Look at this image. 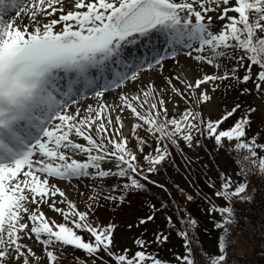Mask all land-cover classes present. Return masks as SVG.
Instances as JSON below:
<instances>
[{
    "label": "snow or ice",
    "instance_id": "snow-or-ice-1",
    "mask_svg": "<svg viewBox=\"0 0 264 264\" xmlns=\"http://www.w3.org/2000/svg\"><path fill=\"white\" fill-rule=\"evenodd\" d=\"M23 13H27V24L22 23ZM215 21L223 22L216 25L221 29L218 33L212 30ZM181 51L189 57L197 53L193 57L196 61L217 70L222 61L234 62L223 74H204L194 83L182 81L186 91L172 86L186 104L208 102L211 97L203 86L216 91L218 82L229 80L239 84L251 81L257 93L264 92V0H28L27 5L23 0H0V264H13V260L16 264H39L41 258L21 243L25 238L39 241L49 264L58 262L56 249L63 252L69 246L100 260L103 252L114 264H167L144 250L147 242L142 239L135 241L142 250L133 256L127 249L117 255L112 251L116 226L94 225L90 220L96 197H89L93 204L87 206V211H80L50 180H123L119 188L112 186L118 195L104 197L120 204L131 195L149 192V184L167 193V187L152 180L151 174L172 156L169 145L179 148L183 141L188 148L199 147L201 137L213 140L218 150L235 152L237 175L244 179L234 183L231 176L221 172L215 196L225 205L209 201L208 214L221 217L214 224L221 232L216 254L202 248L194 250L195 237L190 238V233L182 230L178 235L184 240L186 254L177 259L181 264H198V252L200 264H228V239L239 222L233 198L253 202L251 191L255 189L250 191L248 178H264V155L260 154L264 143H258L255 136L247 137L255 108L248 109L227 129H221V125L237 113L239 103L216 121H205L202 113L192 107L178 118H169L166 105L171 99H159L144 108L147 98L156 92L155 85L150 84L146 90L141 89L144 100L140 95H120L115 135L109 132L112 112L116 111L111 105H89L88 115L84 116L79 108L70 111L76 103L73 92L79 90V85L93 89L94 95L102 98L105 92L121 88L125 81H136L145 69L162 67L165 60L175 59ZM110 64H122L129 71L109 79L105 73ZM253 66L259 68L255 78ZM240 68L245 69L242 77L237 75ZM94 69L97 77L90 76ZM101 78L103 84L99 83ZM165 83L172 85V78H165ZM251 91L244 88L241 94ZM125 110L138 121L132 125V136L148 165L146 169L121 131V113ZM93 125L101 134L100 142L90 134ZM138 130L154 138L153 152L145 154L148 141L139 136ZM73 137L86 144L75 142ZM77 155H85L86 159H75ZM105 163L115 167L105 169ZM209 187L216 186L210 183ZM184 195L187 201H193L191 194ZM42 207L60 214L65 222L50 220ZM166 207L160 205V209ZM151 208L159 210L154 204ZM186 217H181V222L195 229L197 221L190 214ZM153 219L154 213L140 219L139 224ZM167 220L173 224L171 216ZM78 232L90 234V239L85 240ZM167 239L163 233L156 235L157 243ZM29 254L35 261L29 259Z\"/></svg>",
    "mask_w": 264,
    "mask_h": 264
},
{
    "label": "rangeland",
    "instance_id": "rangeland-1",
    "mask_svg": "<svg viewBox=\"0 0 264 264\" xmlns=\"http://www.w3.org/2000/svg\"><path fill=\"white\" fill-rule=\"evenodd\" d=\"M70 2L71 0H69V3ZM27 3L28 0H23L24 5H27ZM65 10H68L67 4L65 6ZM12 15L15 16V13L13 12ZM23 15L25 16V19L22 21V23L27 24V13H23ZM210 15L215 16V14L211 13ZM230 15H234V13H230ZM222 23L223 22L215 21L212 30L218 33L221 29L216 25ZM195 55H197V53H194L193 57ZM193 57H189L185 55L183 51H181L175 57V59L169 58L165 60L162 67L156 66L151 70L145 69L144 71L140 72L139 77L136 81H125L124 85L121 88L114 89L116 91L113 94H108L109 92H112L107 91L108 93H105L102 98H97L94 93H87V96L84 97L83 95L84 98L79 96L77 98L81 102H86L89 99L94 100V103L91 105L93 108H98L101 103H105L111 105L113 109H116V111L112 112L113 124L109 130L111 135H115L114 130L115 128L119 127V125L115 122V117L117 112L119 111L116 106L121 103L119 99L120 95L123 94L129 97L140 95L141 100H144L141 89L146 90L147 86L150 84L155 85L156 92L153 93L152 96L147 98L148 102L144 104V108L148 109L151 103H158L159 99H164L165 101L171 99L172 102L167 103L166 105L169 118L170 116L178 118L186 108L192 107L193 109H199L197 110V112L202 113L204 119H218L220 116L224 115L225 112L230 111L233 107H235L237 103H240L241 108L237 112H239L240 110H246L242 107L249 108L250 106V108L256 109V111L252 113V116L261 123H257L255 119H253L250 125L253 128L252 135L255 136L260 142L264 143V92L257 93L255 84L253 82L250 81L247 84H239L235 80L218 82L219 87L216 91H212L209 85H204L203 87L208 89V95L211 97V99L208 102L199 105L195 103L191 105L186 104L184 100H182L173 92L172 86L179 88L181 91H186L185 84L181 83L182 81L194 83L196 79L202 78L204 74H223L226 69H231V67L233 66V63L229 61H222V67L217 70L206 62L196 61ZM128 71L129 69L127 68L126 72ZM258 71L259 68L253 66V78H255V75ZM244 74L245 69L240 68L237 75L242 77ZM105 75L109 79H116L118 76H120V72L116 65L110 64V67ZM165 78H172V85H167L165 83ZM101 81H104V79H102ZM83 88L84 86L81 87V89ZM244 88L251 89L252 91L250 93H244L242 95L241 90ZM161 89H163V91H161ZM198 96L199 93H197V97ZM95 101L98 102L95 103ZM177 103L178 107H174V105ZM77 108L80 109L82 116L88 115V113L86 112V107L84 108L79 106ZM121 117L124 125V127L121 129L123 136H126L128 138V143H131V145L134 146L131 129L136 120L127 110L121 113ZM98 123L99 121H97V124ZM228 127L229 124L224 123L221 129H227ZM90 134L94 139H97V142H100L99 136L101 134L97 133L96 125H93ZM73 139L77 143L86 144V141L78 137H73ZM105 143H107V141H105ZM204 144L208 148V152H206L207 159L206 161L202 159L197 163V165L202 166V164L205 162V165H207L208 167L212 165L213 162H215L216 164H220L225 172L227 171L226 168L230 167L229 170L231 171V174L235 176L236 173L230 165L231 160L229 155L225 152L226 150H224L223 148H220L218 150L217 146L213 143L212 140L204 139ZM133 151L136 152L139 163L143 164V160H141L143 156L139 152L137 153L135 146ZM190 151L191 150L186 148L183 151H179L177 153V155L179 156V159L177 160L179 168H182L193 161L192 158L188 156V153ZM69 155H71V153H69ZM74 158L78 160H84L85 155H77ZM224 165L226 166V168H224ZM103 167L107 169L114 168L115 166L112 163H105ZM217 169L218 167L211 168L209 174L217 178ZM198 171L199 168L195 167L193 169L192 177H188L186 174H184V176L188 178L186 180H189L187 186L183 183L186 181H183L180 178L177 179V183L181 184L184 189L197 187L196 182L198 181ZM157 175L159 174L153 176L152 179L161 178V175ZM98 181V179L84 178L81 180L73 179L69 182L52 178L50 180V183L58 185L59 188L65 192L67 200L75 203L80 211H87V206L93 204V201L90 200L89 197H96V202L94 204L95 211L90 215V220L94 225L99 224L101 226H105L109 223L114 224L116 227L114 231L112 251L119 255L123 254L124 250L127 249L129 250L128 255L133 256L135 252L140 250V248L135 243L137 239L134 238V236L137 235L138 230L137 232L134 231L131 233V228H129L128 224H126L125 222L128 221L129 223H134V221H140V219L142 218L141 216L146 215V210L143 212V210L141 211L140 208L137 207V204L128 205V203H126L123 207L120 208L119 212L117 213V217L119 220L113 219V217L110 215V212L108 211L109 209L106 208V205L108 203L107 199L100 200L98 196V194L103 192L104 190H102L101 188H98L96 190L94 189L95 183ZM166 183L167 182H165V184ZM175 193L176 189L173 190V194ZM117 194L118 193L116 192V195ZM159 194L163 196V193ZM175 197H177V195ZM219 201L220 200L215 199V202ZM42 210L50 220H55L57 223L65 222L60 214L51 211L47 207H42ZM238 211L241 210L238 209ZM244 213L246 214V216H249L251 215V213L253 214V210L251 209V207H246L244 209ZM69 226L71 225L69 224ZM198 233L200 234V237L203 236L202 231L198 230ZM78 234L83 235L85 240L90 239V234L88 233L80 232ZM180 238L181 237L178 236L177 233L174 235V238H172V245L175 244L174 247L172 246L173 250L169 249L171 245L170 243H168L166 246L164 245L165 242L160 243V245H158L160 248H158L159 253H157V255H163L164 260H166V258H169V256H172V259L168 261L173 262V264H181L177 257H182L181 255H185L186 252L184 244L182 242V238L181 240ZM115 239L116 245L119 246V248L114 247ZM202 239H204V237H202ZM21 243H23L27 247H31L36 255L41 258L39 264H49V261L46 259V252L40 245L39 241L25 238L21 241ZM228 244V264H264V221L255 222L254 220H252V218L251 221L247 220V222L235 233V235L228 240ZM207 249L209 250L208 246ZM24 250L26 251V249ZM150 250L152 251L153 249L150 248ZM75 251L71 247H67L65 250H63V252H61L60 249H56V254L59 257L57 264H112V259L103 252L99 254L101 257H103V260H100L89 258L86 256V254L82 255L81 253H73ZM29 259L35 261V257H32L30 254ZM13 264H16L15 260H13Z\"/></svg>",
    "mask_w": 264,
    "mask_h": 264
},
{
    "label": "trees",
    "instance_id": "trees-1",
    "mask_svg": "<svg viewBox=\"0 0 264 264\" xmlns=\"http://www.w3.org/2000/svg\"><path fill=\"white\" fill-rule=\"evenodd\" d=\"M231 63L234 64V62H231ZM242 108H245L246 110L245 111L240 110L233 117L229 118V120L226 121L225 124H229V127H231L236 122V120L240 119L242 116H244L247 113L248 109H250V106L249 108L248 107H242ZM193 110L197 111L199 109H193ZM222 116H220L218 119H220ZM171 117L173 116H170V118ZM218 119H204V120L205 121L207 120L216 121ZM253 119H255L257 123H261L260 121L256 120V118H254L251 113V122L253 121ZM135 123H138V121H135ZM222 126L223 125H221V128ZM252 131H253V128L250 126V128L247 129L248 138L253 137ZM131 134H132V129H131ZM138 134L139 136L145 138L148 141V146H146L144 149L145 154L148 152H153L156 147L154 138L150 136L145 130H138ZM133 140H134L135 149L138 153L137 141L134 138ZM200 140H201L200 146L193 147V148H188L183 141L179 142V148H177L176 146L169 145V150L171 151L172 156L170 157L168 161H166L162 166H160V169L157 173L151 174L150 176V178L152 179V177L155 176L156 174L161 175V178H156L152 180H155L158 183L164 184L168 189L167 193L161 190L160 188L149 184L148 185V188L150 189L149 192L139 195V196L131 195L127 198V200L123 204H120L118 201L107 200L108 203L106 205V208L109 209L108 211L110 212V215L113 217V219H116V220H119L117 217V213L119 212L120 208L123 207L126 203H128V205L137 204V207H139L141 211L143 210V212L146 210L145 211L146 215L141 216L142 218H146V216L153 215L154 213V219L149 221L146 224H139V220L134 221V223L133 222L129 223L128 221H126L125 223L128 224V226L131 225V227H129L131 228L130 230L131 233L134 231L137 232L138 230V233L137 235L134 236V238L142 239L147 242L146 250L148 253H151L154 256L158 257L159 259L166 261L167 264H173V262L168 261L172 259V256L171 257L169 256V258H166V260H164L163 255L161 256L157 255V253H159L158 248H160L158 246L160 245V243L156 242V235L158 233H163L164 235L168 237L164 245L166 246L168 243H170L171 245L169 249L173 250V247L175 246V244L172 245V238H174V235L176 233L178 235V232L182 230L188 231L190 233V238L195 237L192 243V247L194 250L202 248L205 252L209 254H216L217 240L221 232L218 231V229L214 227V224L217 221H220L221 217L219 214H215V213L211 216L208 214V209L210 207L209 201L219 206L225 205V201L223 199L217 198L215 196V192L220 188V184H221L220 173L221 172L225 173L226 175L231 176L234 183L239 182L244 179L243 177L237 175V172L239 171V166L234 161V158L237 155L235 152L225 151L230 157V160H231L230 165L232 166V169L236 173L235 176L231 174V171L229 170L230 167L226 168V166L224 165V168H226L227 170L225 172L223 170V167H221L220 164H216L215 162H213L212 165L208 167L207 165H205V162L202 164V166H198L197 163L201 161L202 159L206 161L207 159L206 152H208V148L204 144V139L201 137ZM257 141L258 143H263V142H260L258 139ZM225 143L227 144V142ZM128 145L132 150H134V146H132L131 143H128ZM186 148L191 150L188 153V156H190L193 161H191L189 164L185 165L184 167L179 168L177 164V160L179 159V156L177 155V153L179 151L180 152L183 151ZM260 154L264 155V152ZM240 155H243V153H241ZM141 160H143L142 165L146 169L148 167L147 163L144 161L143 158ZM195 167L199 168L198 181L196 182L197 187H191L188 189H184V187L181 184L177 183V179L180 178L181 180L186 181L183 183L187 186V184L189 183V180H186L188 178L184 176V174H186L188 177H192L193 169ZM215 167H218L217 178L209 174L210 169L215 168ZM123 182H124L123 180H117L114 177H109L107 179L99 180L98 182H96L94 189L96 190L98 188H101L102 190H104L103 192L98 194V196L100 200H105L104 197L108 195H116V192L112 191V186L116 185L117 188H119V186ZM165 182L167 183L165 184ZM248 182H249L250 191L252 189H255V191H251V194L254 196V200L253 202L248 203V202H242L239 198H233L232 206L236 210V213L239 217V222H238V226H236V230L231 234L229 239L235 235V233L247 222V220L251 221V218H252V220H254L255 222L264 221V178H260L256 175H252L248 178ZM210 183L215 184L216 187L214 188L209 187ZM176 185H179V188H177ZM175 189H176V193L173 194V190ZM180 189H183L184 193L191 194L194 197L193 201H187L185 199L184 193H181ZM159 193H163V196H161ZM176 195L177 197H175ZM215 199H218L220 201L215 202ZM162 203L166 204L167 207L164 209H160V205ZM153 204L156 205V209H159V210L154 212V210L151 208V205ZM246 207L248 208L251 207V209L253 210V214L251 213V215L246 216V214L244 213V209ZM238 209L241 211H238ZM186 214H190L191 218H194L197 221V226L195 229L188 228L185 223L181 222L180 218L181 217L187 218ZM136 216H139V215H136ZM168 216L172 217L173 224L168 223V220H167ZM198 230L202 231V234H203L202 237H204V239L200 237ZM113 239H114V233H113ZM182 242L184 244L183 238H182ZM207 246L209 247V250L207 249ZM114 247L119 248V246L116 245V239L114 242ZM150 248L153 250L151 251ZM73 253H81L82 255L85 254L81 250H76ZM197 260H198V264H200L201 257L198 252H197ZM111 261H112V264H114V261L113 260Z\"/></svg>",
    "mask_w": 264,
    "mask_h": 264
},
{
    "label": "bare ground",
    "instance_id": "bare-ground-1",
    "mask_svg": "<svg viewBox=\"0 0 264 264\" xmlns=\"http://www.w3.org/2000/svg\"><path fill=\"white\" fill-rule=\"evenodd\" d=\"M28 4V3H27ZM12 15V14H11ZM12 16H14V15H12ZM7 18V17H6ZM114 65H116L117 67H118V69H119V72H120V75H122V74H124V73H126V70H127V68L126 67H124L122 64H114ZM118 73V72H117ZM119 74V73H118ZM97 75H98V72H97V70H92L91 71V73H90V76L91 77H97ZM103 78H101L100 80H99V83L100 84H103L104 83V81H101ZM83 86V84H81V85H79V90L78 91H76V92H73V98L75 99V101H76V103L75 104H73L72 105V109H71V111H75V108H77V107H86V108H88V106L89 105H92L94 102V100H91V99H89V100H87L86 102H81V101H79V99L77 98L78 96L79 97H83V95H84V97L85 96H87L86 94L87 93H94V91H93V89H91V88H83V89H81V87ZM116 90H112L111 92L112 93H108V92H105V93H108V94H113L114 92H115ZM104 93V94H105ZM83 97V98H84ZM98 101H95V103H97Z\"/></svg>",
    "mask_w": 264,
    "mask_h": 264
}]
</instances>
